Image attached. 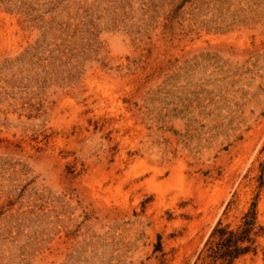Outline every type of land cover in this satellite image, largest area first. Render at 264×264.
I'll list each match as a JSON object with an SVG mask.
<instances>
[{"label":"rangeland","instance_id":"rangeland-1","mask_svg":"<svg viewBox=\"0 0 264 264\" xmlns=\"http://www.w3.org/2000/svg\"><path fill=\"white\" fill-rule=\"evenodd\" d=\"M264 264V0H0V264Z\"/></svg>","mask_w":264,"mask_h":264},{"label":"trees","instance_id":"trees-1","mask_svg":"<svg viewBox=\"0 0 264 264\" xmlns=\"http://www.w3.org/2000/svg\"><path fill=\"white\" fill-rule=\"evenodd\" d=\"M245 221L243 228L240 231L226 230V228H214L219 232L220 240L216 244V248L212 250L213 260L221 259L220 264H232V261L241 254L248 252L251 249L250 245H241L244 241L252 242L250 232L254 223V212H247L245 214Z\"/></svg>","mask_w":264,"mask_h":264}]
</instances>
